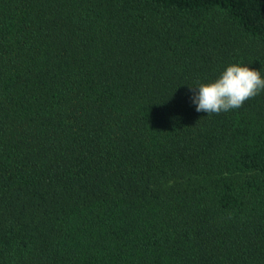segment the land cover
Here are the masks:
<instances>
[{"label":"trees","instance_id":"trees-1","mask_svg":"<svg viewBox=\"0 0 264 264\" xmlns=\"http://www.w3.org/2000/svg\"><path fill=\"white\" fill-rule=\"evenodd\" d=\"M264 0H0V264H264Z\"/></svg>","mask_w":264,"mask_h":264},{"label":"clouds","instance_id":"clouds-1","mask_svg":"<svg viewBox=\"0 0 264 264\" xmlns=\"http://www.w3.org/2000/svg\"><path fill=\"white\" fill-rule=\"evenodd\" d=\"M189 91L197 112L220 114L242 107L245 101L264 91V78L260 70L233 63L214 81L189 87Z\"/></svg>","mask_w":264,"mask_h":264}]
</instances>
